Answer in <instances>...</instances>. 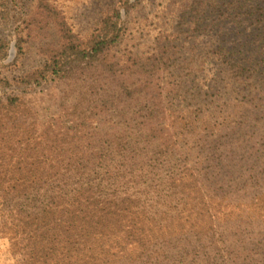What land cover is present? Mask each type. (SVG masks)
<instances>
[{"label":"trees","instance_id":"1","mask_svg":"<svg viewBox=\"0 0 264 264\" xmlns=\"http://www.w3.org/2000/svg\"><path fill=\"white\" fill-rule=\"evenodd\" d=\"M12 3L0 0L3 16ZM123 4L87 41L59 24V44L26 77L83 84L97 117L35 128L14 116L20 98L0 100V239L15 264H231L228 218L264 216V0H202L198 14L226 29L200 69L170 68L169 89L151 87L158 66L134 77L117 56ZM194 76L205 83L197 94L179 81ZM190 97L182 111L172 104ZM132 104L143 106L129 137L100 131L109 110ZM161 158L172 171L134 193Z\"/></svg>","mask_w":264,"mask_h":264},{"label":"rangeland","instance_id":"2","mask_svg":"<svg viewBox=\"0 0 264 264\" xmlns=\"http://www.w3.org/2000/svg\"><path fill=\"white\" fill-rule=\"evenodd\" d=\"M39 1L14 0L5 11L6 15L0 12V100L20 98L24 108L14 116L26 119L35 128L52 125L53 129H71L83 118L93 119L98 115L92 110L96 105L83 84L30 82L26 77L40 71L50 51L59 44V24L81 41H87L110 9L122 8L125 0H45L47 7L44 9ZM201 1L130 0L131 8L123 13V36L117 47L118 57L130 59L128 73L134 77L136 72L152 73L155 68L152 70L150 66L154 64L159 73L154 76L151 87L169 89L167 73L171 69L177 70L179 77L181 73L187 74L188 62L192 63L190 67L200 69L196 63L199 57L213 50L219 28L226 29L223 22L207 19L209 11L205 16L198 14L202 10ZM227 1L220 0V3ZM205 67L209 75L213 66ZM202 79L199 82L194 76L184 80L179 78V81H183L188 91L197 94L196 88L205 85ZM195 98L199 100L200 97ZM190 100L191 97L172 104L182 111L183 104L197 103ZM141 107L132 104L125 109L119 108L117 114L109 110L110 116L103 119L100 131L111 136L124 132L129 137L134 130L132 121L139 116ZM92 125L95 126V121ZM163 162L162 158L150 162V173L141 180L140 188L134 193H144L142 188L156 186L161 177L172 171L171 163ZM157 191L161 197L171 200L164 187H158ZM224 226L221 247L231 264H264V216H261V210L234 214ZM7 249L8 242L0 239V264H15Z\"/></svg>","mask_w":264,"mask_h":264}]
</instances>
